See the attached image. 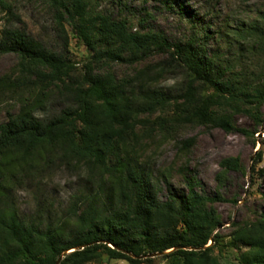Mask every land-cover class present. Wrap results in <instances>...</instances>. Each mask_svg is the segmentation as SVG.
<instances>
[{"label": "trees", "instance_id": "trees-1", "mask_svg": "<svg viewBox=\"0 0 264 264\" xmlns=\"http://www.w3.org/2000/svg\"><path fill=\"white\" fill-rule=\"evenodd\" d=\"M51 1L66 8L91 53L83 75L22 27V19L0 0V9L13 19L0 33V54L17 55L23 75L20 82L0 81V96L26 89L16 97L19 111L0 124V264H57L60 259L59 264H91L104 258L152 264L156 254L171 264H222L216 256L221 236L215 234L221 220L211 206L221 198L200 194L192 177L188 192L177 194L169 186L168 199L161 201L132 142L139 138V127L147 134L168 124L214 126L230 133L235 128L217 113L223 108L262 124L255 111L264 106V22L238 33L245 44L240 57L224 66L209 50L210 32L204 39L172 44L160 34L132 31L125 20L92 16L88 0H70L71 8L62 0ZM154 54L169 60L125 80L100 70L107 63L138 65ZM170 73L182 76L174 94L158 86ZM42 84L57 86V95L49 97ZM54 99L61 110L40 116L39 109ZM44 160L83 172L85 190L64 210L39 202L32 214L22 215L13 182L41 168ZM221 169L223 182L242 166L238 158H228ZM229 243L239 251L238 264H264V214L238 226Z\"/></svg>", "mask_w": 264, "mask_h": 264}, {"label": "rangeland", "instance_id": "rangeland-1", "mask_svg": "<svg viewBox=\"0 0 264 264\" xmlns=\"http://www.w3.org/2000/svg\"><path fill=\"white\" fill-rule=\"evenodd\" d=\"M13 11L22 19V27L51 51L70 60L75 74L85 72L91 53L78 37L70 22L66 8L55 6L51 0H6ZM71 6L70 0H62ZM92 16L102 15L111 20H125L129 28L138 33L160 34L172 44L185 43L198 37L204 39L211 33L209 50L218 56L222 64L234 65L240 57L243 40L238 33L254 24L264 22V0H88ZM71 8V7H70ZM12 17L0 9V33L10 25ZM202 22V25L199 24ZM20 25V26H21ZM65 36L68 38L66 45ZM244 44V45H243ZM250 54V53H249ZM169 60L168 55H152L138 65L107 63L101 72L112 73L119 81L132 77L141 69ZM20 58L15 54H0V81L20 82ZM239 70V67L238 69ZM30 81H35L31 78ZM182 85L179 73L165 75L158 86L174 94ZM48 89V96H56L59 88L42 84ZM17 94L0 96V124L8 121L19 111ZM47 97V98H49ZM16 98V99H15ZM62 105L54 99L43 109L40 116L59 112ZM226 116L235 128L227 133L214 126L167 125L145 133L144 127L137 129L139 136L132 146L139 166L147 170L159 190V199H168V187L173 192H188L187 181L198 180L197 190L210 198L220 197L211 206L216 210L223 228L215 234L221 236L216 256L222 264H238V249L230 245V235L238 227L255 222L264 214V106L255 114L257 120L244 113H234L230 108L217 110ZM160 113L150 117L154 120ZM239 129L247 130L245 135ZM256 135L254 136V134ZM193 145H188V140ZM238 158L241 171H231L221 182V162ZM13 199L22 215L32 214L40 202L55 211L66 209L73 196L85 190V174L68 169L58 160L52 163L42 161V167L24 172L14 180ZM213 244L210 241L208 246ZM91 264H129L122 260H103ZM152 264H171L162 255Z\"/></svg>", "mask_w": 264, "mask_h": 264}, {"label": "water", "instance_id": "water-1", "mask_svg": "<svg viewBox=\"0 0 264 264\" xmlns=\"http://www.w3.org/2000/svg\"><path fill=\"white\" fill-rule=\"evenodd\" d=\"M219 228H220V229H221V228H223V225H221ZM72 251H75V249H74V250H72ZM72 251H71V252H72ZM68 253H69V252H68ZM160 255H161V254H156V255H154V256H160ZM60 261H61V259H60V260L57 262V264H59V263H60Z\"/></svg>", "mask_w": 264, "mask_h": 264}]
</instances>
